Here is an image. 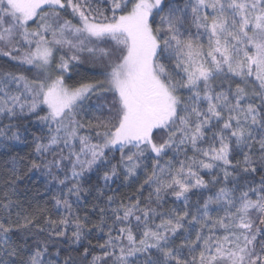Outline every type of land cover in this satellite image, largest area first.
I'll use <instances>...</instances> for the list:
<instances>
[{
	"label": "snow or ice",
	"instance_id": "1",
	"mask_svg": "<svg viewBox=\"0 0 264 264\" xmlns=\"http://www.w3.org/2000/svg\"><path fill=\"white\" fill-rule=\"evenodd\" d=\"M0 264H264V0H0Z\"/></svg>",
	"mask_w": 264,
	"mask_h": 264
},
{
	"label": "trees",
	"instance_id": "2",
	"mask_svg": "<svg viewBox=\"0 0 264 264\" xmlns=\"http://www.w3.org/2000/svg\"><path fill=\"white\" fill-rule=\"evenodd\" d=\"M88 67H90V65L89 64H85V68H88ZM84 71V69H81V72H83ZM76 77H74V79H75ZM30 149H28V148H25V149H23V150H20V149H18V151H20V154L21 155H23L25 152H27V151H29ZM207 178V177H206ZM113 187H115V185H113ZM36 188H40V184L39 183H37V185H36ZM41 191H42V189H41ZM121 191L122 192H125V191H128L127 189H121ZM95 242V241H94Z\"/></svg>",
	"mask_w": 264,
	"mask_h": 264
}]
</instances>
